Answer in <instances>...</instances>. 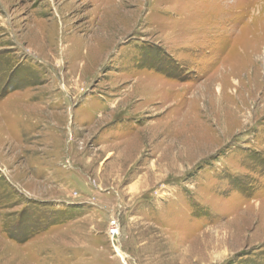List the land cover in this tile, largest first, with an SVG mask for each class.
<instances>
[{
  "label": "rangeland",
  "instance_id": "obj_1",
  "mask_svg": "<svg viewBox=\"0 0 264 264\" xmlns=\"http://www.w3.org/2000/svg\"><path fill=\"white\" fill-rule=\"evenodd\" d=\"M8 2L0 264H264V0Z\"/></svg>",
  "mask_w": 264,
  "mask_h": 264
},
{
  "label": "crops",
  "instance_id": "obj_2",
  "mask_svg": "<svg viewBox=\"0 0 264 264\" xmlns=\"http://www.w3.org/2000/svg\"><path fill=\"white\" fill-rule=\"evenodd\" d=\"M8 1L2 0L3 4L10 8L11 3ZM84 3H85V1H84ZM71 4H73V1L69 4L68 3L63 4L61 6V9H60L62 11V14H63L62 17L65 18V20H66V25H67L66 29H70L69 25L74 22L75 19H73V18H75L76 16L80 20L83 17V22H85V21L87 22V20H85V18H84V17H86L84 14H82L81 16L74 15L73 18L70 17L71 11H70L69 7L71 6ZM73 6H77V5H73ZM36 11H38L37 14H35ZM36 11H34V13L32 11H30L28 13L22 14L23 17H22V19H19L16 22L17 27L15 29H16V31L22 30L23 32H25L27 44L30 47L31 51L34 52L35 55H37V54H39V55L42 54V55H46V56L53 55V49H52L53 46L49 45V42H48V36L51 33H49L48 31H51V29H49V24H51V22L55 23L54 24L55 30L57 31V29H58L57 22L53 19V17L51 16V13L49 12V8H47L46 6H45V8L37 9ZM45 12L47 15L43 16L42 14H44ZM11 14H13V12H11ZM19 22L20 23L22 22L21 23L22 25H20ZM76 28H75V30H76ZM69 36H71L73 38L78 37L76 35H69ZM233 42H234V40H233ZM233 42H232V45H233ZM70 54H71V52H70ZM81 65L84 66L83 63H81L79 65V67ZM76 71H78V70H76ZM71 72H73V71L71 70ZM38 163L39 164L35 165V169L38 172V175L40 176V178H42L43 173H44L43 172V165L40 162H38ZM52 173H53V175H51L49 171L44 173L45 177L47 179H49L51 182L60 183V182H63L65 180L64 178H62L63 175L61 176V175H59V173L58 174H56L54 172H52ZM39 181H43V180H39Z\"/></svg>",
  "mask_w": 264,
  "mask_h": 264
},
{
  "label": "bare ground",
  "instance_id": "obj_3",
  "mask_svg": "<svg viewBox=\"0 0 264 264\" xmlns=\"http://www.w3.org/2000/svg\"><path fill=\"white\" fill-rule=\"evenodd\" d=\"M218 90H220L219 88H218ZM172 117V116H171ZM170 139V138H169ZM168 141V140H167ZM164 142V141H163ZM165 144V143H164ZM115 231H116V235H117V228L115 229ZM111 237H113V236H111ZM75 250V249H74ZM78 250V249H77ZM84 250V249H83ZM72 251V250H71ZM86 253V252H85ZM84 253V254H85ZM68 254V253H67ZM81 254H83V253H81ZM69 255H71V254H69ZM73 256H75V254L73 255ZM72 257V256H71ZM80 257V256H79ZM66 258H68V257H66ZM72 258H74V257H72ZM72 258H69L68 260H71ZM81 258V257H80ZM88 259V258H87ZM67 259H65V261H60L59 262V264H67L68 262H70V261H68ZM74 260V259H73ZM76 260V259H75ZM78 262V261H77ZM82 262V261H81ZM85 262V261H84ZM70 264V263H69ZM78 264V263H77ZM79 264H80V262H79Z\"/></svg>",
  "mask_w": 264,
  "mask_h": 264
},
{
  "label": "built area",
  "instance_id": "obj_4",
  "mask_svg": "<svg viewBox=\"0 0 264 264\" xmlns=\"http://www.w3.org/2000/svg\"><path fill=\"white\" fill-rule=\"evenodd\" d=\"M116 228H117V223H116V221H113L111 223L110 231H109L110 232V235L113 236V237L116 236V231H115Z\"/></svg>",
  "mask_w": 264,
  "mask_h": 264
}]
</instances>
